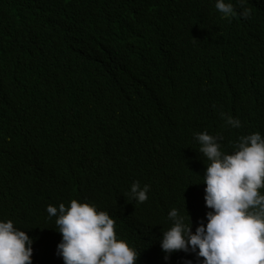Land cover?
Returning a JSON list of instances; mask_svg holds the SVG:
<instances>
[{"label":"trees","instance_id":"trees-1","mask_svg":"<svg viewBox=\"0 0 264 264\" xmlns=\"http://www.w3.org/2000/svg\"><path fill=\"white\" fill-rule=\"evenodd\" d=\"M226 2L234 15L215 0H0V220L33 239L32 264H63L46 207L73 199L108 212L135 264H174L168 211L193 232L209 211L194 134L228 153L264 136V0Z\"/></svg>","mask_w":264,"mask_h":264},{"label":"clouds","instance_id":"clouds-1","mask_svg":"<svg viewBox=\"0 0 264 264\" xmlns=\"http://www.w3.org/2000/svg\"><path fill=\"white\" fill-rule=\"evenodd\" d=\"M214 6L225 17L235 14L226 0H215ZM240 15L246 18L249 10L243 8ZM220 116L228 127H241L238 118L223 112ZM194 138L204 158L200 179L209 211L194 232L185 208L183 214L175 207L168 211L170 226L159 239L164 263L170 256L174 264H264V136L241 135L230 153L221 150L222 135L198 132ZM148 191V184L134 181L127 196L142 203ZM46 212L55 218L61 236L56 254L63 264H135L139 258L134 247L117 238L114 219L94 204L73 199L67 206L48 205ZM32 244L33 239L11 220H0V264H32Z\"/></svg>","mask_w":264,"mask_h":264},{"label":"bare ground","instance_id":"bare-ground-1","mask_svg":"<svg viewBox=\"0 0 264 264\" xmlns=\"http://www.w3.org/2000/svg\"><path fill=\"white\" fill-rule=\"evenodd\" d=\"M173 207V206H172ZM178 208V207H177Z\"/></svg>","mask_w":264,"mask_h":264}]
</instances>
